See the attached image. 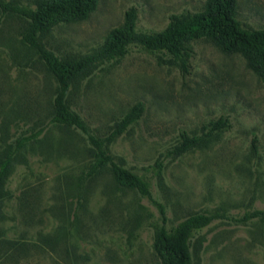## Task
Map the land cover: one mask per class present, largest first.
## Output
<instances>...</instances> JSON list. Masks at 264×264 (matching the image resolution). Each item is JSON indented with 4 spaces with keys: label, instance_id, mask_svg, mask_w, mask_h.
<instances>
[{
    "label": "rangeland",
    "instance_id": "1",
    "mask_svg": "<svg viewBox=\"0 0 264 264\" xmlns=\"http://www.w3.org/2000/svg\"><path fill=\"white\" fill-rule=\"evenodd\" d=\"M5 1L35 7L40 0ZM205 2L99 0L88 19L61 21L42 40L63 58H80L123 24L132 6L138 31L153 33L171 14L199 11ZM237 12L245 26L264 28V0H238ZM27 26L0 7V161L13 157L0 190V264H163L154 248L157 206L107 171L87 176L92 155L85 135L49 123L57 82L23 40ZM188 43V73L173 57L133 43L124 57L87 69L68 101L102 136L144 102L142 117L110 149L150 180L169 226L196 211L216 215L193 240L192 264H264V217L239 221L264 209V81L242 54L207 39ZM220 116L231 126L203 128ZM40 128L38 138L16 147ZM183 130L201 139L178 152Z\"/></svg>",
    "mask_w": 264,
    "mask_h": 264
},
{
    "label": "trees",
    "instance_id": "2",
    "mask_svg": "<svg viewBox=\"0 0 264 264\" xmlns=\"http://www.w3.org/2000/svg\"><path fill=\"white\" fill-rule=\"evenodd\" d=\"M98 2L99 0H40L35 7H28L0 0V7L3 12H15L27 20L28 26L23 32V40L38 51L57 82L49 123L73 127L85 135L92 155L86 171L87 176L95 177L107 171L117 185L134 190L152 201L160 212L161 224L156 229L154 248L162 263L192 264L193 240L216 219V215L196 211L169 226L166 206L154 196L150 180L117 161L110 149L115 138L142 117L145 111L144 102L134 103L113 130L102 136L92 132L80 113L71 107L68 94L87 69L104 60L124 57L133 43L140 44L148 52L173 57L188 73L191 68L189 57L193 52L188 42L207 39L225 52L242 54L247 65L264 81V28H252L243 24L237 15L238 0H206L204 7L199 11L171 14L167 25L153 33L138 31V10L132 6L125 13L124 23L113 27L104 42L92 54L80 58H63L45 45L42 37L54 26L61 21L78 22L88 19L96 10ZM230 126L229 117L220 116L203 128L208 127L209 131H215ZM43 131L44 129L40 128L22 135L17 139L16 147L20 148L38 138ZM180 136L181 142L175 147L178 152L188 150L201 139L187 130H183ZM12 158L10 155L0 161V190L11 167ZM162 167L163 164L159 163V168ZM263 217L264 209H254L246 212L239 221L247 222Z\"/></svg>",
    "mask_w": 264,
    "mask_h": 264
}]
</instances>
